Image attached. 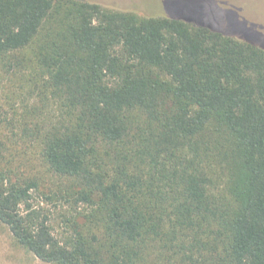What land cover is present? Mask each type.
I'll return each instance as SVG.
<instances>
[{"label": "trees", "instance_id": "trees-1", "mask_svg": "<svg viewBox=\"0 0 264 264\" xmlns=\"http://www.w3.org/2000/svg\"><path fill=\"white\" fill-rule=\"evenodd\" d=\"M0 70L37 98L0 139V223L35 257L264 264L263 45L168 12L0 0Z\"/></svg>", "mask_w": 264, "mask_h": 264}, {"label": "rangeland", "instance_id": "rangeland-1", "mask_svg": "<svg viewBox=\"0 0 264 264\" xmlns=\"http://www.w3.org/2000/svg\"><path fill=\"white\" fill-rule=\"evenodd\" d=\"M120 10H133L142 16L173 13L190 17L222 32L249 36L264 46V0H88ZM27 86L10 80V75L0 70V139L17 132L28 108L36 105L37 98ZM40 118L39 111L29 115ZM13 147L26 150V141H11ZM33 154L27 149L24 156ZM38 165V161H36ZM47 206V205H45ZM55 232H63V224L53 220ZM0 264H52L35 257L19 245L8 228L0 223Z\"/></svg>", "mask_w": 264, "mask_h": 264}]
</instances>
